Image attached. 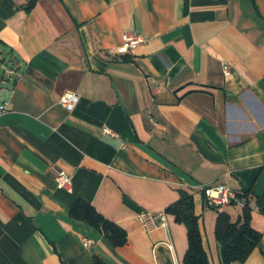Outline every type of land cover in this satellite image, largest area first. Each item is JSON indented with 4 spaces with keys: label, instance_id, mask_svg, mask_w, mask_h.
I'll return each mask as SVG.
<instances>
[{
    "label": "crops",
    "instance_id": "obj_1",
    "mask_svg": "<svg viewBox=\"0 0 264 264\" xmlns=\"http://www.w3.org/2000/svg\"><path fill=\"white\" fill-rule=\"evenodd\" d=\"M126 30L150 39L118 53ZM0 58V264H183L187 228L165 210L185 191L223 264L218 211L243 206L208 204L221 182L249 194L262 235L244 264H264V0H0ZM78 198L127 241L72 218ZM142 211L166 224L147 231Z\"/></svg>",
    "mask_w": 264,
    "mask_h": 264
},
{
    "label": "trees",
    "instance_id": "obj_2",
    "mask_svg": "<svg viewBox=\"0 0 264 264\" xmlns=\"http://www.w3.org/2000/svg\"><path fill=\"white\" fill-rule=\"evenodd\" d=\"M242 194L247 197L248 204L243 206L242 213L236 220L226 211H218L216 217L215 236L221 246L223 264H244L262 235V231L251 223V198L247 192ZM257 204L264 209L263 198H258ZM165 211L186 225L188 245L183 264H212L204 247L200 217L195 212L192 194L185 191L178 200L169 204ZM70 215L103 231L115 246L127 241V232L122 226L104 216L92 203L82 198L75 199L70 204ZM94 260L95 264H108L97 256Z\"/></svg>",
    "mask_w": 264,
    "mask_h": 264
},
{
    "label": "built area",
    "instance_id": "obj_3",
    "mask_svg": "<svg viewBox=\"0 0 264 264\" xmlns=\"http://www.w3.org/2000/svg\"><path fill=\"white\" fill-rule=\"evenodd\" d=\"M123 42L117 47L116 51L118 53L128 52L130 49L136 47L138 44L147 42L150 37L142 33L133 32L126 30L123 35ZM224 71L227 73L230 68V64L227 62L223 63ZM78 100V95L74 92H67L61 96V102L69 109H73ZM8 110V102H0V115ZM104 132L111 136H118L119 134L110 128L109 126L104 127ZM57 186L61 188H66L70 190L72 188V175L63 170L58 169L56 173ZM203 191L206 194L208 204L215 208H220L224 205L236 203L241 206H246L248 204V199L242 193L231 188L226 182H221L215 185H205L203 186ZM252 205V201L250 202ZM166 212H150L142 211L139 214V219L143 227L147 231H152L160 226L166 224ZM84 245L88 246L94 242L92 238L84 237Z\"/></svg>",
    "mask_w": 264,
    "mask_h": 264
}]
</instances>
